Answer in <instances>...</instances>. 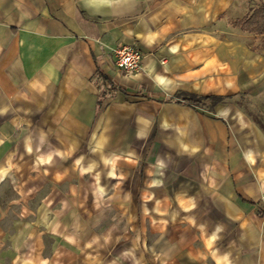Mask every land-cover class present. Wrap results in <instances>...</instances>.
Wrapping results in <instances>:
<instances>
[{"label":"crops","instance_id":"0c3cea01","mask_svg":"<svg viewBox=\"0 0 264 264\" xmlns=\"http://www.w3.org/2000/svg\"><path fill=\"white\" fill-rule=\"evenodd\" d=\"M252 2L0 0V264H264Z\"/></svg>","mask_w":264,"mask_h":264},{"label":"trees","instance_id":"16d2710c","mask_svg":"<svg viewBox=\"0 0 264 264\" xmlns=\"http://www.w3.org/2000/svg\"><path fill=\"white\" fill-rule=\"evenodd\" d=\"M258 4L255 5L251 12L246 14L241 20L240 24L242 28L253 31L256 33H264V0H257ZM186 102L191 104H198L201 101L209 100L211 103L220 100L222 97L208 95H195V94H184L182 97Z\"/></svg>","mask_w":264,"mask_h":264},{"label":"built area","instance_id":"2783aa9c","mask_svg":"<svg viewBox=\"0 0 264 264\" xmlns=\"http://www.w3.org/2000/svg\"><path fill=\"white\" fill-rule=\"evenodd\" d=\"M114 65L117 69L126 72H137L141 68V53L135 43H120L112 48ZM259 203L264 209V190L262 191Z\"/></svg>","mask_w":264,"mask_h":264},{"label":"clouds","instance_id":"9594fccd","mask_svg":"<svg viewBox=\"0 0 264 264\" xmlns=\"http://www.w3.org/2000/svg\"><path fill=\"white\" fill-rule=\"evenodd\" d=\"M92 3L99 7L101 5L120 6L127 3V0H92Z\"/></svg>","mask_w":264,"mask_h":264},{"label":"rangeland","instance_id":"374dc122","mask_svg":"<svg viewBox=\"0 0 264 264\" xmlns=\"http://www.w3.org/2000/svg\"><path fill=\"white\" fill-rule=\"evenodd\" d=\"M253 2H252V6L251 7H254L255 5H257L258 4V1L257 0H252ZM11 190V189H10Z\"/></svg>","mask_w":264,"mask_h":264}]
</instances>
